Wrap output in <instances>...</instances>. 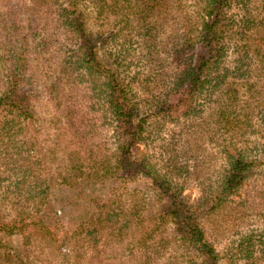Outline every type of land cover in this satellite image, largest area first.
<instances>
[{
	"label": "trees",
	"instance_id": "trees-1",
	"mask_svg": "<svg viewBox=\"0 0 264 264\" xmlns=\"http://www.w3.org/2000/svg\"><path fill=\"white\" fill-rule=\"evenodd\" d=\"M77 1L69 0L58 16L67 27V38L75 39L79 48L76 52H34L30 69L41 75L38 81L34 79L38 75L28 77L32 53L22 49L28 48L33 27L43 23L50 0H34L31 7L24 4L19 13L26 15L25 20L18 21L17 14L15 18L8 9L10 20L0 23V34L7 38L5 52H0V146L15 150L11 172L23 175L13 174L18 176L13 185L27 177L28 171L20 164L26 161L23 154L30 153L26 146L40 143L19 133L21 127L28 122L52 124V147L42 158L56 165L54 181L60 180L58 186L68 193L62 205H69L75 214L83 207L97 208L100 213L94 217L90 214L98 213H90V209L79 212V226L88 227L78 226L72 231L73 237L83 233L89 237L106 227L117 243L133 241V249L115 257H131L126 255L129 252L135 264H219L221 255L215 249V240L203 225L211 222L221 227L222 220L217 216L235 204V197H244L243 189L253 171V162L248 164L251 151H246L250 144L244 140L245 134L259 116L264 131V0H188L195 1L194 16L185 11L182 0H92L100 17L111 20L115 16L116 35L129 32L132 37L135 33L154 43L160 35L169 33L166 39L171 48L163 52H152L153 44L146 45L150 52H95L85 28V14L77 12ZM8 4L6 1L0 8ZM232 10L237 12L231 14ZM49 17L44 31L54 19ZM168 18L174 20L171 29ZM21 29L26 32L23 37L18 36ZM45 44L36 50L41 47L44 51ZM188 48L196 52H186ZM134 60L136 70L131 72ZM28 85L36 87L30 91ZM42 99L48 101L50 117L41 116L37 110L36 104ZM202 100L205 104L199 102ZM204 107L209 110V118L202 123L193 120L191 129L221 133L217 136V143L222 142L218 154L224 157L225 168L219 180L200 181V195L192 200L174 180V169L158 168V164L150 163V156L139 157L138 150L151 138L152 119L161 120L155 124L160 131L167 120L179 124L186 117L198 116ZM97 113L105 121L112 119L113 143L95 142L96 133L86 117ZM240 131L243 136H236ZM238 142L245 148H237ZM191 169L194 172L188 176L203 177L199 168ZM127 182H136L128 210L117 196L109 200L110 206H99L97 191ZM145 182H152L153 192L140 188ZM38 189L32 187L27 199L34 204L33 214L11 200L12 213L0 214V234L20 235L28 242L42 235L58 248L60 233L52 226L56 219L52 214H40L43 203L51 207L47 189ZM251 198H242L237 206L246 205ZM26 226L34 228L26 234ZM252 240L244 236L239 243L238 253L245 254L244 259L255 257V251L249 249ZM258 242L264 256V242ZM30 253L27 249L7 253L0 241V264H34Z\"/></svg>",
	"mask_w": 264,
	"mask_h": 264
},
{
	"label": "rangeland",
	"instance_id": "rangeland-1",
	"mask_svg": "<svg viewBox=\"0 0 264 264\" xmlns=\"http://www.w3.org/2000/svg\"><path fill=\"white\" fill-rule=\"evenodd\" d=\"M6 1L9 2L8 6L6 8H0V23L4 19L10 20V15L6 13L8 9H10L15 18L17 14L18 21L25 20L26 15L23 16L19 12L24 7V4L31 7L34 0H3L4 3ZM91 2L92 0L77 1V12H84L85 14V28L93 40L92 46L96 49L95 52H150L149 47L146 46L148 44L154 45L152 52H163V49L168 51L171 48L166 39L169 33L160 35L154 43H147L144 38H138L135 33L131 37L130 33L127 32L126 34L130 35L129 38L125 37L126 34L120 33L116 35L118 29L114 31L113 27L115 16L111 20L104 19L103 16L100 17ZM183 2L186 4L185 11L190 12L194 16L193 12L195 8H192V4L195 1L189 2L188 0H182ZM4 3L0 0V7ZM68 3L69 0H50V3L44 9L43 23H41L39 28L37 26L33 27L29 35L28 48L26 50L24 48L22 49L23 52L32 53L29 56L28 77L38 75V78H34L36 81L41 79V75L34 74L36 70L30 69L35 58L34 52H76L79 48L75 39L67 38V27L62 24V20L58 16L59 12L62 13L68 6ZM27 11L28 9L24 13H27ZM236 12L237 10H232L231 14H235ZM182 14L184 15L185 12ZM50 15L54 19L51 20V23L47 24V30L44 31V24L50 20ZM168 19L170 20L168 28L171 29L173 28L174 20L172 18ZM25 35L26 32L21 29L18 36L23 37ZM4 36L0 34V52H5L3 44L4 41H7V38L4 39ZM160 41L162 44L157 46ZM45 42L46 46L44 51L41 50V47L36 50L37 46ZM17 46L20 47L21 43H18ZM185 51L196 52L191 48ZM229 52H233V50ZM131 67V72L136 70L135 60ZM32 87L36 86L28 85L30 91H32ZM132 88L135 89L133 85ZM199 102L205 104L203 100ZM47 104V99H42L36 104L37 110L43 117H50L47 113ZM86 118L88 121H91L92 129L96 133V143L108 145V143L114 142V139H110L113 134L110 126L112 119L110 117L105 121L103 116L101 119L99 113H97L93 116L89 115ZM207 118H209V110L204 107L198 116L195 118L192 116L186 117L179 124L167 120L164 128L160 131L155 129V124L161 120L158 119L159 121H157L152 119L150 123L152 127L149 128L151 138L138 150L141 154L139 157L142 158L144 155L150 156V163L158 164V168L165 166V170H167L168 166L169 170L174 169V180L183 186L184 195L190 196L192 200L200 195L199 189L197 188L200 181H206L208 179L212 181L219 180V174L225 168L224 157L218 154V146L221 147L222 142L217 143V136H221V133H217V131L207 132L205 130H198V128L194 129L195 131L191 129L193 120L197 119L199 123H202ZM261 125L262 120L259 116L255 119L252 127L247 129L246 134L244 133L246 135L244 140H248L250 144L246 151H251L248 156V164L253 162L251 165L253 169L252 174H249V179H247L245 188L243 189L244 195L242 196L244 197H235V204L223 210L217 216L218 219L222 220L221 227L212 225L211 222L207 225L204 222L203 225L208 231V235L215 240V249L221 255L219 264H264V256H262L263 253L260 252L261 248L258 245L259 240L262 239L264 242V131L261 129ZM21 128L22 130L19 133L28 139L36 138L40 140V143L35 147L26 146V149L30 153L23 154L26 161L20 164H23L21 167L27 170L28 173L25 181L20 182L18 185L13 184L17 182L18 176L22 178L23 175L16 171L11 172L14 167L11 163V155L15 150L10 147L9 151H7L5 147L0 146V179L5 178L0 182V214L9 215L12 213V206L10 204L12 199L20 202L23 208L33 214L35 212V209H33L34 204L27 201L30 198L31 188H39L38 190L42 191L47 189L48 201L51 202V207L42 202L43 205H40V208H42L40 214H52L56 219V223H52V226L56 227V231L60 233L59 247L56 248L57 245L54 242H50L48 238L42 235L35 236L33 237V241L28 242V240L23 239L20 235L5 236L6 234H0L3 251L11 253L14 250L21 251L22 249H27L31 252L29 254L31 260H35L34 264H117L122 262L135 264L133 262L134 256L129 252L126 255L131 257H115L116 254H121L126 249H133V241L126 239L122 243H117L113 239L112 232L106 227H103L102 230L89 237H86V233L80 234L78 237L72 236V231L80 224V221L77 220L80 217L78 213L82 212L83 214L84 210L88 211L90 209V213H98L90 215L99 217V209L83 207L81 211H75L77 213L75 214L69 205H62V201L68 197V193L65 190L62 191L58 186L60 180L57 179L58 181H54L56 179L54 175L56 165L50 159L42 158V155L47 153L49 148L52 147V145H49V136L53 135L54 126L41 121L40 123L35 122V124L28 122ZM214 128L217 130L216 127ZM235 135L243 136V131H240L238 134L235 133ZM210 136H213V139ZM237 148L242 150L245 148V145L238 142ZM134 154L136 155V150ZM176 167L181 168L182 172H178ZM193 167L199 168V171H202L203 177L196 179V175L188 176L189 172H194L191 169ZM44 169L51 172L49 173ZM15 173L19 175L13 176ZM11 175L13 177L9 179ZM36 178L38 179L37 186L35 185ZM19 181H22V179ZM127 183L120 187L115 186V189L107 186L97 191L95 196L99 202V206L103 204L110 206L111 203L109 200L117 196L120 202L126 205V210H128L130 207L129 202L133 198L132 192H136L134 191L136 189V182ZM140 185V188H147V191L153 192L152 182H145ZM247 196L253 197L250 199L251 202L247 201L246 205L237 206L242 203L243 200L241 199ZM126 215L130 216V214ZM79 227L86 228L88 226L83 225ZM33 228V226H26L23 232L28 234ZM222 233H225V236ZM244 236L252 237L253 239L251 241L253 246L249 249L255 251L254 258L244 259L242 256L245 254L240 255L238 253L239 243ZM64 238L66 239L64 240ZM104 240H107V245H104ZM60 243H63L62 247ZM259 257L262 258L260 261L258 260Z\"/></svg>",
	"mask_w": 264,
	"mask_h": 264
}]
</instances>
